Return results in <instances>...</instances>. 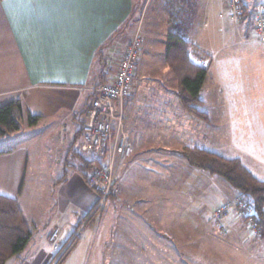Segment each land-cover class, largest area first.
Instances as JSON below:
<instances>
[{
    "label": "crops",
    "instance_id": "crops-1",
    "mask_svg": "<svg viewBox=\"0 0 264 264\" xmlns=\"http://www.w3.org/2000/svg\"><path fill=\"white\" fill-rule=\"evenodd\" d=\"M190 1L191 5L184 9L176 7L182 0H156V5L175 18V26L183 27L180 31L190 43L191 62L199 64L191 54L194 49L206 54L209 75L201 90L199 110L207 118H198L182 109L173 75L176 84L152 83L145 89L152 93L143 94L144 98L131 96L124 130L135 152L124 165L117 160L115 177L121 192L110 197L81 232H85L84 237L94 249L102 250L98 256L104 261L111 259L106 252L115 244L118 254L114 262L120 264H190L182 257L184 250L194 251L191 255L195 264H214L218 260L226 264H264V238L253 237L245 223L234 215L221 226L211 212L207 216L208 194L215 193L211 200L213 207L225 200L240 199L239 192L222 178L195 168L182 155L185 148H199L227 159L237 158L256 176L241 156L246 155L258 164L261 158L248 152L241 154L236 149L232 143L236 137L233 123L242 110L239 108L263 107L264 99L246 100L245 92L241 94L243 99H230L227 93L232 90L239 95L241 89L249 92L259 87L257 81L246 77L247 73L264 69V51L256 48L248 35L234 45L237 49L232 52L233 61L229 65L226 60L225 68H230L235 76L239 74L242 83L229 82L226 89L220 80L223 69L216 62V52L191 40L197 31L193 19L201 16V8L193 6L198 0ZM142 3V0H0V107L21 101L26 111L41 118L36 126L28 125L30 128L41 125L37 130L60 128L61 147V159L55 164L48 163L45 140L24 142L21 156H16L18 151L13 146L1 149L0 195L16 199L28 218L22 199L29 180L38 178L39 185L48 184L52 190L56 184L59 187L54 194L56 218L52 225L47 218L40 221L43 241L49 244L56 226L63 228L59 242H68L80 224L90 218L98 202L99 194L79 171L78 157L80 154L93 161L78 147L93 91L103 84L97 53L111 41L106 50V65L114 56L119 59L141 26L138 9ZM246 5L249 13L243 23L248 28L251 25L254 33L256 12H251L248 0ZM177 12L181 17L176 16ZM218 16L225 17L223 13ZM170 24L173 22L167 23ZM206 26L208 23L204 22ZM116 67L110 62L104 67L105 82L114 75ZM23 122L28 124L26 119ZM8 137H0V142ZM226 151L235 156L228 158ZM58 164L62 165L61 173H56ZM67 167L74 170L71 175L64 173ZM33 238L32 232L28 247ZM52 257L42 242L34 257L22 259L18 255L6 264H49Z\"/></svg>",
    "mask_w": 264,
    "mask_h": 264
},
{
    "label": "rangeland",
    "instance_id": "rangeland-1",
    "mask_svg": "<svg viewBox=\"0 0 264 264\" xmlns=\"http://www.w3.org/2000/svg\"><path fill=\"white\" fill-rule=\"evenodd\" d=\"M142 1L143 3L138 9V17L142 19V23L140 24L142 27L141 34L143 37V48L139 66L137 69V77L134 80V88L132 93V95L135 94V96L138 98H144L142 96L143 94L145 95L147 93H152L145 90L147 89L146 85H151L152 83H161L166 85L176 84L175 80L172 79L171 70L165 61L166 34L168 31H180L183 28H180V26H175V18H171L168 12V15L166 14V12L164 13L160 8V5H156V0ZM190 2V0H182V3L176 5V7L184 9V7H189L191 5ZM261 3H264V0H248L251 12H256ZM196 5H200L201 16H197V18L193 19V23L197 25V31H195L192 35V42L194 41L195 43H197V45L205 47V49L208 47L209 49H213V51L216 52V62L218 61L219 68L221 67L223 69V75L220 73V80L222 85L226 89H229V82L232 83L234 81H240V83H242L241 76L239 74L238 76H235L230 68H225V64L227 63H225L226 60L228 61L229 65L233 61L232 52L237 49V47L235 49L233 48V46L238 44V42H240V40H242L246 35H248L251 40H254L251 43L254 44L256 48L262 51H264V44L253 33L251 25L248 28L244 23L239 25L230 19L228 15V9L226 10L224 0H198L197 2L194 1L193 3L194 7ZM171 6L173 5H169V7ZM219 13H223L225 17L219 18ZM178 15L181 17L179 12L176 13V16ZM198 21H200V23ZM169 22H173V25H171L172 23L170 24L173 27L167 25V23ZM204 22H207L208 26L204 27ZM132 33L133 31H130L129 35H131ZM191 54L195 61H200V59H203L205 61V65H203V67L209 68V63L205 53H200L197 49H194ZM117 61V57L114 56V58L108 60L106 66L108 67L109 62L111 63V66H116ZM248 77L254 81H257L259 87H257L254 91L249 92L241 89L239 90V95H236V93H232V90H229L230 93H227V95L230 99H243L244 96L241 95L242 92L248 94L246 100L255 97L256 99H264V69L261 70V72H256L255 74L247 73L246 78ZM239 109L242 110L239 111L235 116V120L233 123V133H236V137L234 140H232V143L234 144L236 149L240 151L241 154H245V152H248L255 158L257 156L258 158H261L262 162L260 163V165L253 162L246 155L241 156L244 157L249 168L251 167V170L253 169L255 175L258 178L264 180V106L259 108L243 107ZM255 109H257V112L255 111ZM22 125L23 126L20 131L8 135L10 137L5 139V141L0 142V150L6 149L8 146H13L15 149L17 148L18 151L16 156H21V153L23 152L22 144L24 142L36 140V142L39 143L40 141L45 140L46 144H48L49 150V155L47 156L48 163L55 164L57 160L61 159V147L58 143L60 128L48 127L43 128V130L40 131L37 130V128H41L42 125L37 128H30L26 122H23ZM225 145H227V139H225ZM254 154L257 156H255ZM225 155H227L228 158L230 156H235V154H232L228 151L225 152ZM221 157L225 158L223 156ZM74 158L75 160H77L75 156ZM59 164L57 165L56 173L62 172V165ZM70 167H67L64 173L68 172L69 175H71L74 170ZM38 174L39 171H37V175ZM38 182V178L29 180V187H27L24 198L22 199V206L28 218H26L25 215L24 217L30 224V231L32 230L31 233L33 232L34 238L30 246H27L28 248H26L24 252L19 254V256L22 259L26 258L27 256L34 257L36 254V249H38L40 244H42L43 242V245L48 246L50 254H53L52 260L49 262V264H55L56 261L60 260V257L54 259L57 251H55L53 249V246L50 245L46 240L43 241V230L40 227V221L47 218L48 223H50L49 225H52V222L55 220L58 211H56L57 205L54 202V198L57 191L59 190V187H55V184L52 190L51 188H49L50 186H48V184H46V187L43 185H39ZM90 187L99 194L100 198L99 191L95 187ZM120 192L121 188L119 187V191L115 196H118ZM210 192L211 190L208 193ZM110 197L112 196H109L106 199L105 204H107ZM214 197V192L212 194H208V204H206L208 217L210 216V212L212 214V209L217 205L216 204L213 207L211 206L213 205V202L211 200H213ZM104 207L96 209L95 206V209L92 211L90 218L87 220V217L84 222L80 224L74 234H72L69 241L64 243L65 246H67L68 244H73V247L70 256L63 264H120L119 262H114V260H116L115 255L118 254V250H115V244H113L110 247V250L106 252V254L110 256L109 258L111 259L108 261V259L106 258V260L104 261L98 256L102 255V250L94 249V247L90 245V240L87 237H84L85 232L81 234V232H83L84 230V227L87 226L90 219L93 218V215H95ZM69 236L67 237V239L69 238ZM182 253L185 256H180H182L187 263H196L193 260V255H191L192 253H194V251L185 252L184 250ZM175 254L176 256L179 255L178 252H175ZM214 264L226 263L222 260H218V262ZM258 264H261V262Z\"/></svg>",
    "mask_w": 264,
    "mask_h": 264
},
{
    "label": "built area",
    "instance_id": "built-area-1",
    "mask_svg": "<svg viewBox=\"0 0 264 264\" xmlns=\"http://www.w3.org/2000/svg\"><path fill=\"white\" fill-rule=\"evenodd\" d=\"M226 5L231 20L237 24L245 21L249 13L246 0H226ZM141 28H138L132 41L121 52L111 79L94 89V97L85 113L78 149L96 162L86 176L89 186L95 187L100 193L96 209L104 207L106 199L119 191V182L115 177L117 160L120 159L124 165L135 152L124 124L143 48ZM254 34L264 43V3L256 11ZM199 64L203 66L205 61L200 59ZM232 215L245 223L253 237L264 238V227H261L253 205L246 200L222 201L212 209V217L220 226ZM61 233L62 228L54 227L49 238L53 249L59 252L57 258L70 245L65 246L58 241Z\"/></svg>",
    "mask_w": 264,
    "mask_h": 264
},
{
    "label": "trees",
    "instance_id": "trees-1",
    "mask_svg": "<svg viewBox=\"0 0 264 264\" xmlns=\"http://www.w3.org/2000/svg\"><path fill=\"white\" fill-rule=\"evenodd\" d=\"M136 11V8H135ZM111 41L98 51V61L102 66L101 83L105 82L103 69L106 66V50ZM190 43L181 31H170L166 35L165 61L173 77L178 82L176 96L181 107L187 113L206 119L205 113L199 110L201 90L208 78L209 68L191 62L189 58ZM24 119L29 126H36L41 118L26 111L21 101L8 103L0 107V137L18 132ZM182 155L197 169L218 176L229 183L244 199L253 205L261 227H264V181L254 176L240 159H225L221 156L199 148H185ZM81 159L79 171L84 178L86 170L94 168L95 161ZM32 239L29 223L16 199L0 195V264H6L11 258L25 251ZM73 244L55 264H63L72 252ZM59 252L55 254L57 258ZM53 259V260H54Z\"/></svg>",
    "mask_w": 264,
    "mask_h": 264
}]
</instances>
